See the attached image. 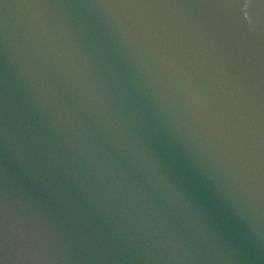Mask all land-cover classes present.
I'll list each match as a JSON object with an SVG mask.
<instances>
[{"label":"water","instance_id":"water-1","mask_svg":"<svg viewBox=\"0 0 264 264\" xmlns=\"http://www.w3.org/2000/svg\"><path fill=\"white\" fill-rule=\"evenodd\" d=\"M0 264H264V0H0Z\"/></svg>","mask_w":264,"mask_h":264}]
</instances>
